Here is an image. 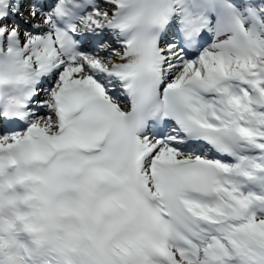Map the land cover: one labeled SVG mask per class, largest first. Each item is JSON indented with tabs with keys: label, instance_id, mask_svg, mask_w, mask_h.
I'll list each match as a JSON object with an SVG mask.
<instances>
[{
	"label": "snow or ice",
	"instance_id": "1",
	"mask_svg": "<svg viewBox=\"0 0 264 264\" xmlns=\"http://www.w3.org/2000/svg\"><path fill=\"white\" fill-rule=\"evenodd\" d=\"M0 264H264V0H0Z\"/></svg>",
	"mask_w": 264,
	"mask_h": 264
}]
</instances>
